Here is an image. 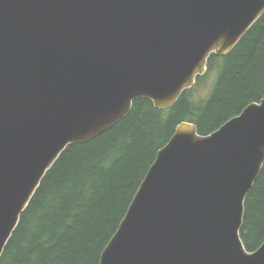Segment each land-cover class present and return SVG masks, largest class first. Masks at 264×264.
Returning <instances> with one entry per match:
<instances>
[{"label": "water", "instance_id": "95a60500", "mask_svg": "<svg viewBox=\"0 0 264 264\" xmlns=\"http://www.w3.org/2000/svg\"><path fill=\"white\" fill-rule=\"evenodd\" d=\"M264 15V0H0V258L69 147L139 99L176 104ZM264 164V99L213 133L181 123L99 264H264L240 239Z\"/></svg>", "mask_w": 264, "mask_h": 264}, {"label": "trees", "instance_id": "16d2710c", "mask_svg": "<svg viewBox=\"0 0 264 264\" xmlns=\"http://www.w3.org/2000/svg\"><path fill=\"white\" fill-rule=\"evenodd\" d=\"M264 99V15L172 107L139 99L128 116L85 144L69 146L47 172L9 239L0 264H99L152 165L181 123L206 136ZM168 114V115H167ZM240 239L264 241V164L247 195Z\"/></svg>", "mask_w": 264, "mask_h": 264}, {"label": "bare ground", "instance_id": "6f19581e", "mask_svg": "<svg viewBox=\"0 0 264 264\" xmlns=\"http://www.w3.org/2000/svg\"><path fill=\"white\" fill-rule=\"evenodd\" d=\"M231 53V52H230ZM168 115V114H167Z\"/></svg>", "mask_w": 264, "mask_h": 264}]
</instances>
